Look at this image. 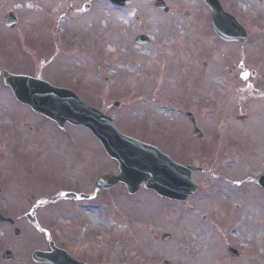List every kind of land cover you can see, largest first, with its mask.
Wrapping results in <instances>:
<instances>
[{"label": "rangeland", "instance_id": "1", "mask_svg": "<svg viewBox=\"0 0 264 264\" xmlns=\"http://www.w3.org/2000/svg\"><path fill=\"white\" fill-rule=\"evenodd\" d=\"M164 1L169 13L156 8L155 0H127L125 9L100 0H0L1 67L19 57L36 64L31 76L45 78L54 69L56 81L105 111L122 132L200 168L193 175L199 191L186 202L163 200L144 188L129 195L119 186L108 198L102 191L77 205L62 234L87 245L101 264H264V189L258 183L264 175V0H221L247 30L244 45L225 43L213 32L212 12L204 0ZM11 12L18 17L15 29L5 25ZM141 34L149 36L148 43L135 41ZM244 72L249 74L245 80ZM200 80L217 93L229 89V109L224 99L213 110L249 115L245 129L231 121L218 128V113L211 116L215 121L207 125L205 139L196 138L193 129L190 133L181 114L189 109L198 115L197 101L190 108L185 102ZM0 94L8 106H1L0 127L10 129L17 114L27 112L6 90L0 88ZM157 102L163 109H155ZM75 130L79 142L92 143L87 155L93 183L86 190L93 195L95 181L104 173L97 164H108L111 173L118 169L95 139ZM16 144L14 156L25 155L22 138ZM86 170L87 164L78 160L71 179H82ZM254 228L261 237L255 232L248 239ZM166 233L172 236L164 241ZM231 247L238 250V259L230 256Z\"/></svg>", "mask_w": 264, "mask_h": 264}, {"label": "flooded vegetation", "instance_id": "2", "mask_svg": "<svg viewBox=\"0 0 264 264\" xmlns=\"http://www.w3.org/2000/svg\"><path fill=\"white\" fill-rule=\"evenodd\" d=\"M16 61L8 64V68H2L0 73L10 71L13 74L31 75V69L37 72L35 63L27 64L28 62L23 63L19 59ZM53 71L55 72L54 69H49L47 75L49 79L51 75L56 81V73ZM36 76L44 78L40 74ZM227 82L231 87V81ZM207 87L210 88L207 82L195 81L191 101L185 102L187 108H190L194 100L197 101L200 109L198 115L190 116L187 109L181 114L185 119L182 123L189 125V129L203 130V139L207 136V125L215 121L211 116L220 112L213 110L214 105L224 99L228 109L231 104L229 89L217 93ZM0 88L6 90L14 102L27 112V115L18 113L10 129L8 126L0 127V264H45L35 262L33 253L51 252L53 248L67 250L81 264H101L89 254L87 245L71 241L62 234L65 222H69L76 213V206L84 204L90 198L86 195V187L93 183L89 166L92 162L87 154L90 153L89 146L92 143L78 141L81 145L79 147L76 142L77 132L73 126L66 124L61 128L29 105L19 102L1 78ZM207 94L210 97L207 99L208 103L203 100ZM3 105L8 108L0 94V109ZM209 105L211 113L206 110ZM217 119L220 127L231 121L235 127L245 129L250 116L231 115L228 110L227 113H219ZM85 132L92 138L88 131ZM17 138H22L27 149V153L19 157L13 154ZM4 146L8 147L5 152ZM78 160L83 161L84 166L87 164L88 171L80 180L71 179L70 173L77 170ZM106 166L108 164L105 163L97 166L98 171L109 174L110 170ZM108 192L110 190L106 191ZM69 193L75 197L68 198Z\"/></svg>", "mask_w": 264, "mask_h": 264}, {"label": "water", "instance_id": "3", "mask_svg": "<svg viewBox=\"0 0 264 264\" xmlns=\"http://www.w3.org/2000/svg\"><path fill=\"white\" fill-rule=\"evenodd\" d=\"M113 1L123 3V0ZM205 1L213 11V25L218 34L224 39L244 43L247 40L246 31L223 10L220 0ZM157 4L167 10L162 0ZM10 24L15 26V19ZM5 80L13 87L18 98L24 101L32 100L36 110L55 120L59 125L62 126L67 121L84 125L101 141L107 153L119 163L120 172L118 175L102 177L98 181V186L111 187L122 181L126 183L131 193H135L141 184H144L162 196L177 200H186L196 191L197 187L191 180L194 169L174 163L152 145L123 135L110 117L84 104L75 93L56 89L44 83L40 84L43 87H32L33 82H26L23 86L27 78L5 77ZM259 183L264 187V175L259 179ZM170 237L169 234H165L163 239L168 240ZM231 254L238 256L233 250ZM35 258L50 261L49 255L44 253L35 254ZM62 261L56 264H71Z\"/></svg>", "mask_w": 264, "mask_h": 264}, {"label": "bare ground", "instance_id": "4", "mask_svg": "<svg viewBox=\"0 0 264 264\" xmlns=\"http://www.w3.org/2000/svg\"><path fill=\"white\" fill-rule=\"evenodd\" d=\"M29 8L32 9V6L30 5ZM110 52H113V53H114V52H117V51L114 50V49H113V50L110 49ZM143 55H146V53H143ZM124 59H125V58H124ZM133 72H134V71H133ZM157 103H159V105H157V106L155 107V109H156V108H161V109H163V107H164L163 105H164V104H162L161 102H157ZM160 103H161V104H160ZM165 103H167V102H165ZM156 111H157V110H156ZM92 220H93L94 223H96V221H97L96 218H92ZM255 232L257 233V228H254V229H253V232L250 233V234L248 235V239H252L253 236H254V234H255ZM233 234H237V235H238V233H236L235 231H234ZM232 236H235V235H232ZM257 236H258V238H260V237H261V233H257ZM244 237H245V236H244Z\"/></svg>", "mask_w": 264, "mask_h": 264}]
</instances>
